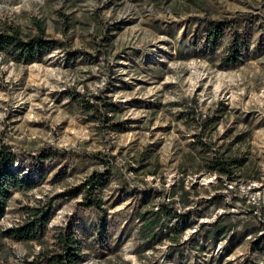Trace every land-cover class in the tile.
Returning <instances> with one entry per match:
<instances>
[{
	"label": "rangeland",
	"instance_id": "obj_1",
	"mask_svg": "<svg viewBox=\"0 0 264 264\" xmlns=\"http://www.w3.org/2000/svg\"><path fill=\"white\" fill-rule=\"evenodd\" d=\"M212 23L223 30L212 54L179 59ZM38 27L57 42L40 62L0 53V143L33 185L12 193L0 227L25 207L52 211L42 244L0 238V264L39 258L66 224L80 264H264V0H0V30L25 39ZM233 33L245 49L224 69ZM228 156L232 176L207 171ZM96 173L102 187L78 189ZM149 188L154 203L183 192L192 224L146 249L136 211Z\"/></svg>",
	"mask_w": 264,
	"mask_h": 264
},
{
	"label": "trees",
	"instance_id": "obj_2",
	"mask_svg": "<svg viewBox=\"0 0 264 264\" xmlns=\"http://www.w3.org/2000/svg\"><path fill=\"white\" fill-rule=\"evenodd\" d=\"M223 30L215 23L209 24L206 28V34L201 46L194 50L190 46V42L186 41L183 44L181 52H177L179 59H184L190 55H202L209 57L212 54L213 47L221 40ZM211 40V43L209 41ZM224 54L219 58L218 65L224 69L235 67L240 63L241 50L245 49L244 43L240 37L233 33L228 39ZM219 43V42H218ZM194 45V44H192ZM57 47V42L53 40H45L43 32L38 27L36 34L30 35L28 38H21L15 30L5 31L0 30V53L7 59L22 64H31L40 62L51 50ZM184 54H186L184 56ZM106 111L114 112L115 108L109 101L104 104ZM104 122L110 120L109 117L103 115ZM111 131L121 132L123 127L117 123H111L108 126ZM15 162V155L5 144L0 143V221L6 213L7 202L14 191L29 190L33 187L28 182H23L20 177V169L12 166ZM235 160L230 159V156L222 160L210 159L206 162L208 172L216 173L218 176H232ZM14 168V169H13ZM152 175L154 172H150ZM104 185L103 178L100 174H93L89 179L85 180L78 189H98ZM131 187V186H130ZM77 189V190H78ZM139 204L140 207L144 204L143 210H137L136 220L138 221L137 236L141 239V244L144 248L149 249L153 245L160 242V239H175V237L191 226L189 222V210L180 212L177 208L178 204L183 203V192L177 200H174L173 192L164 193L162 200L152 202L161 193L156 192L155 188L139 189ZM155 193V194H153ZM75 195V193H72ZM56 197H60L59 195ZM97 209L100 208L99 200L91 202ZM26 212L23 221L9 227H0V238H8L14 241H38L44 237L47 224L49 222L52 211L51 202H47L46 207H25ZM221 228H211L206 230L205 237L212 238L213 242L220 240L221 237H216ZM233 237V234H231ZM54 244L50 251L42 253L39 258L24 260L22 264H80L83 260L80 244L75 237L74 231L69 224L57 227L53 234ZM252 249L258 248V241H251Z\"/></svg>",
	"mask_w": 264,
	"mask_h": 264
}]
</instances>
